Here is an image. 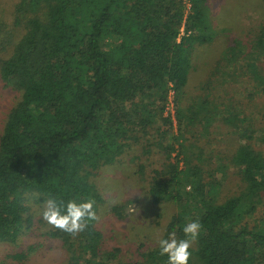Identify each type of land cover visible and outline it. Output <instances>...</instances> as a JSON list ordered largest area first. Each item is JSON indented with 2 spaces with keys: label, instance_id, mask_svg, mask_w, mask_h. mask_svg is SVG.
<instances>
[{
  "label": "trees",
  "instance_id": "trees-1",
  "mask_svg": "<svg viewBox=\"0 0 264 264\" xmlns=\"http://www.w3.org/2000/svg\"><path fill=\"white\" fill-rule=\"evenodd\" d=\"M206 1L188 0L187 9L185 0H17L11 27L0 22L7 46L0 50L8 49L0 80L20 95L0 136V244L15 243L29 228L27 197L38 205L49 196L65 204L91 198L97 213L103 199L93 179L141 142L149 149L156 136L165 138L157 125L172 122L163 117L172 91L179 131L195 126L215 133L216 122L231 125L240 141L228 163L242 188L218 202L217 186L185 154L179 135V149L163 147L166 167L153 171L148 190L153 204L178 207L162 239H188L183 227L199 221L189 264H264V226L249 221L264 193L263 99L260 123L212 92L183 106L192 52L213 41ZM260 53L264 26L249 56ZM237 57L231 50L225 68ZM249 67L255 95L264 98V71ZM48 237L63 245L66 264H112L119 252L102 250L96 220L75 237L55 228ZM159 251L157 244L128 264H167Z\"/></svg>",
  "mask_w": 264,
  "mask_h": 264
},
{
  "label": "rangeland",
  "instance_id": "rangeland-1",
  "mask_svg": "<svg viewBox=\"0 0 264 264\" xmlns=\"http://www.w3.org/2000/svg\"><path fill=\"white\" fill-rule=\"evenodd\" d=\"M16 2L17 0H0V22L10 27ZM185 3L188 9V0ZM206 4L213 41L195 46L192 52L183 106L197 102L199 98L212 92L211 94L224 96V103H232L239 110L244 109L243 115L252 116L260 123L264 98L255 95L257 91L253 85L249 63L253 62L264 71V53L255 54L256 59L250 58L249 53L261 27L264 26V0H207ZM0 43L7 47L4 39ZM231 50L238 55L234 59L237 63L225 68L226 61L223 58L226 55L229 57ZM7 56L8 49L6 53L0 50V59ZM207 85L213 90H209ZM253 95L254 99L251 98ZM19 97V93L5 87L0 80V136L7 115ZM168 104L172 105L174 114L175 93L172 91L168 96ZM166 116L169 115L164 113L163 117ZM171 120L169 124L158 122L159 132L162 134L166 131L163 140L156 136L153 140L157 141L156 144L149 149L143 147L141 142L123 155L114 166L102 168L93 179L103 199L97 209L96 220V227L102 234V250H119L116 261L112 264L137 263L140 260L139 253L157 246L166 224L178 211L173 202L153 204L148 190L153 171L166 167L163 147L172 144L175 149H179L175 140L179 135L183 136L178 142L186 147L185 154L192 159L193 164L201 165L206 181L217 186L215 196L218 202L240 193L241 181L235 168L228 163L236 148V142L240 141L231 133V125L216 122L210 127L215 128V133L202 132L201 127L195 126L185 133L176 129L174 118ZM146 149L148 152H145ZM199 155L208 161L198 163L196 157ZM219 163L224 165L222 170H218ZM211 191L215 193V187ZM25 204L28 207L25 219H31V224L15 243L0 244V264H66L68 254L65 248L60 242L48 237V232L53 227L41 218L43 205L36 204L30 197H27ZM259 204L255 215L249 221H260L262 227L264 193ZM121 205L122 209L117 208ZM113 207L117 210L112 209Z\"/></svg>",
  "mask_w": 264,
  "mask_h": 264
},
{
  "label": "clouds",
  "instance_id": "clouds-1",
  "mask_svg": "<svg viewBox=\"0 0 264 264\" xmlns=\"http://www.w3.org/2000/svg\"><path fill=\"white\" fill-rule=\"evenodd\" d=\"M94 205L95 200L91 198L79 203L70 200L65 204L49 196L43 203L40 215L49 226L75 237L88 228L90 221L98 220ZM201 228L199 221H191L182 229L188 239L177 240L173 234L172 237L157 242L159 254L168 258L167 264H189V249L198 239Z\"/></svg>",
  "mask_w": 264,
  "mask_h": 264
},
{
  "label": "built area",
  "instance_id": "built-area-1",
  "mask_svg": "<svg viewBox=\"0 0 264 264\" xmlns=\"http://www.w3.org/2000/svg\"><path fill=\"white\" fill-rule=\"evenodd\" d=\"M164 113L165 115H170L171 119H173L172 105L168 104Z\"/></svg>",
  "mask_w": 264,
  "mask_h": 264
}]
</instances>
